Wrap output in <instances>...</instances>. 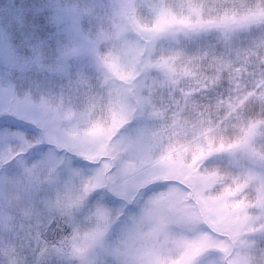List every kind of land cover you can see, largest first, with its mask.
<instances>
[{
  "label": "clouds",
  "instance_id": "1",
  "mask_svg": "<svg viewBox=\"0 0 264 264\" xmlns=\"http://www.w3.org/2000/svg\"><path fill=\"white\" fill-rule=\"evenodd\" d=\"M23 9L0 23V264H264V0Z\"/></svg>",
  "mask_w": 264,
  "mask_h": 264
},
{
  "label": "rangeland",
  "instance_id": "2",
  "mask_svg": "<svg viewBox=\"0 0 264 264\" xmlns=\"http://www.w3.org/2000/svg\"><path fill=\"white\" fill-rule=\"evenodd\" d=\"M29 2L30 0H6L0 7V23L4 20H21L24 16L23 7ZM147 2L148 0H145V3Z\"/></svg>",
  "mask_w": 264,
  "mask_h": 264
},
{
  "label": "trees",
  "instance_id": "3",
  "mask_svg": "<svg viewBox=\"0 0 264 264\" xmlns=\"http://www.w3.org/2000/svg\"><path fill=\"white\" fill-rule=\"evenodd\" d=\"M6 0H0V7L1 5L5 2ZM228 68H229V65L226 63L224 68H223V71L221 73L222 76H225L227 75V72H228ZM227 87V80L225 79L224 80V84H223V87L220 89L221 91H224V89H226Z\"/></svg>",
  "mask_w": 264,
  "mask_h": 264
},
{
  "label": "snow or ice",
  "instance_id": "4",
  "mask_svg": "<svg viewBox=\"0 0 264 264\" xmlns=\"http://www.w3.org/2000/svg\"><path fill=\"white\" fill-rule=\"evenodd\" d=\"M203 246H205L204 245V243L203 242H201L200 244H198L197 246H195L192 250H191V255H194L197 251H199L200 250V248H202Z\"/></svg>",
  "mask_w": 264,
  "mask_h": 264
},
{
  "label": "built area",
  "instance_id": "5",
  "mask_svg": "<svg viewBox=\"0 0 264 264\" xmlns=\"http://www.w3.org/2000/svg\"><path fill=\"white\" fill-rule=\"evenodd\" d=\"M58 235H59L58 233L53 232V233H50L49 238L51 239V238H54L55 236H58Z\"/></svg>",
  "mask_w": 264,
  "mask_h": 264
}]
</instances>
